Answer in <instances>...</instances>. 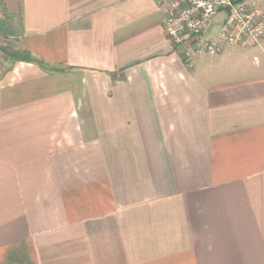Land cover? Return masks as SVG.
<instances>
[{
	"label": "crops",
	"instance_id": "0c3cea01",
	"mask_svg": "<svg viewBox=\"0 0 264 264\" xmlns=\"http://www.w3.org/2000/svg\"><path fill=\"white\" fill-rule=\"evenodd\" d=\"M165 15L0 0V264H264V37L188 61Z\"/></svg>",
	"mask_w": 264,
	"mask_h": 264
},
{
	"label": "built area",
	"instance_id": "2783aa9c",
	"mask_svg": "<svg viewBox=\"0 0 264 264\" xmlns=\"http://www.w3.org/2000/svg\"><path fill=\"white\" fill-rule=\"evenodd\" d=\"M164 6V30L173 43L183 47L193 61L204 54L216 55L226 48L251 47L264 37L263 0H157ZM221 16L215 31L213 18Z\"/></svg>",
	"mask_w": 264,
	"mask_h": 264
},
{
	"label": "rangeland",
	"instance_id": "374dc122",
	"mask_svg": "<svg viewBox=\"0 0 264 264\" xmlns=\"http://www.w3.org/2000/svg\"><path fill=\"white\" fill-rule=\"evenodd\" d=\"M222 20L221 16H216L213 18L212 27L215 31H218L221 27L220 21Z\"/></svg>",
	"mask_w": 264,
	"mask_h": 264
}]
</instances>
